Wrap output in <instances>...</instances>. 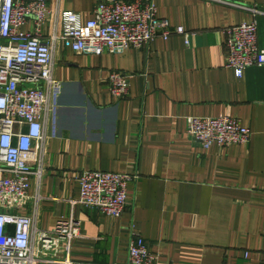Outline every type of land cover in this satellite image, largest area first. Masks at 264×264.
Masks as SVG:
<instances>
[{
  "label": "crops",
  "instance_id": "obj_1",
  "mask_svg": "<svg viewBox=\"0 0 264 264\" xmlns=\"http://www.w3.org/2000/svg\"><path fill=\"white\" fill-rule=\"evenodd\" d=\"M59 1L87 21L100 0ZM154 3L159 18L187 32L188 43L173 33L97 56L55 42L52 75L60 90L54 125L45 130V169L17 213L36 212L43 230L59 218L78 220L80 235L67 251L46 253L34 264H124L134 234L157 264H264V66L237 77L225 66L223 34L255 21L264 49V13L251 10L264 12V0ZM49 30L47 23L44 38ZM112 71L128 75V94L119 99L110 93ZM191 116L238 118L250 140L204 149L187 134ZM87 170L138 175L119 217L76 202L74 176Z\"/></svg>",
  "mask_w": 264,
  "mask_h": 264
},
{
  "label": "built area",
  "instance_id": "obj_2",
  "mask_svg": "<svg viewBox=\"0 0 264 264\" xmlns=\"http://www.w3.org/2000/svg\"><path fill=\"white\" fill-rule=\"evenodd\" d=\"M52 1L0 0V264H34L46 253L67 251L70 241L80 235L78 220L59 218L52 229L43 230L36 224V212L17 213L31 200L32 179L40 181L45 169V130L49 123L54 125L60 90L52 75L55 42L66 41L76 53L97 56L142 48L173 33L183 35L188 43L182 27L172 28L157 16L154 0H100L87 21L75 11L62 9L59 0L55 6ZM47 23L50 30L44 38ZM29 24L32 30L24 31L22 27ZM223 34L225 66L237 77L248 67L264 66L255 21L227 27ZM107 81L116 99L128 94L126 73L112 71ZM186 120L188 136L204 149L250 140V129L235 117ZM74 177L80 188L78 204L119 217L127 206L128 185L138 175L87 170ZM34 199L39 203L41 197ZM156 259L140 235L130 237L124 264H157Z\"/></svg>",
  "mask_w": 264,
  "mask_h": 264
}]
</instances>
